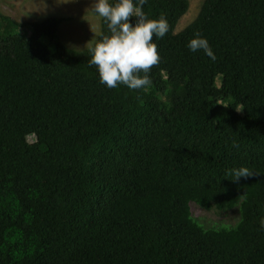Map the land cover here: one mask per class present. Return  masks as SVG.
I'll return each instance as SVG.
<instances>
[{"label": "trees", "instance_id": "1", "mask_svg": "<svg viewBox=\"0 0 264 264\" xmlns=\"http://www.w3.org/2000/svg\"><path fill=\"white\" fill-rule=\"evenodd\" d=\"M189 7L147 0L170 30L135 91L89 66L103 18L79 51L65 18L0 11V264H264V0H205L177 33ZM197 33L215 62L187 47ZM191 203L240 220L207 227Z\"/></svg>", "mask_w": 264, "mask_h": 264}, {"label": "clouds", "instance_id": "2", "mask_svg": "<svg viewBox=\"0 0 264 264\" xmlns=\"http://www.w3.org/2000/svg\"><path fill=\"white\" fill-rule=\"evenodd\" d=\"M147 0H93L92 13L103 18L109 35L89 49V66H95L100 83L109 89L121 85L130 90L146 89L151 85V69L158 65L160 56L155 39H162L169 33L165 17L149 19L143 11ZM187 47L193 53L202 51L213 62L217 60L208 39L199 33ZM253 173L245 167L234 168L227 177L239 181ZM264 228V219L259 221Z\"/></svg>", "mask_w": 264, "mask_h": 264}, {"label": "rangeland", "instance_id": "3", "mask_svg": "<svg viewBox=\"0 0 264 264\" xmlns=\"http://www.w3.org/2000/svg\"><path fill=\"white\" fill-rule=\"evenodd\" d=\"M188 12L177 25L179 33L191 24L200 14L205 0H189ZM93 0H0V11L21 23L41 21L51 16L65 18L60 25L58 38L67 46L84 51L96 42L102 32V18L95 16L91 7ZM20 31L28 36L31 27H21ZM222 77H219L220 84ZM242 112V110H241ZM34 142L36 138L30 136ZM192 215L207 227H232L240 220V207L228 211L207 210L191 203Z\"/></svg>", "mask_w": 264, "mask_h": 264}]
</instances>
